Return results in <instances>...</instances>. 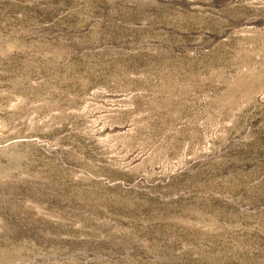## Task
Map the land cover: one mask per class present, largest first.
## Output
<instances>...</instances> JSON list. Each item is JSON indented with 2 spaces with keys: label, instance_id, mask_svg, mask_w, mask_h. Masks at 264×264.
I'll return each mask as SVG.
<instances>
[{
  "label": "rangeland",
  "instance_id": "374dc122",
  "mask_svg": "<svg viewBox=\"0 0 264 264\" xmlns=\"http://www.w3.org/2000/svg\"><path fill=\"white\" fill-rule=\"evenodd\" d=\"M0 264H264V0H0Z\"/></svg>",
  "mask_w": 264,
  "mask_h": 264
}]
</instances>
